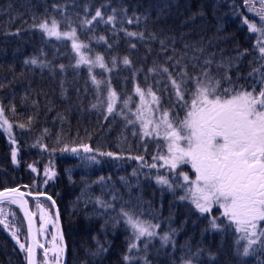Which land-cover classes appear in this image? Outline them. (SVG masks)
<instances>
[{"label": "trees", "instance_id": "obj_1", "mask_svg": "<svg viewBox=\"0 0 264 264\" xmlns=\"http://www.w3.org/2000/svg\"><path fill=\"white\" fill-rule=\"evenodd\" d=\"M252 2L256 8L260 7L259 0ZM97 9L101 10L103 20L97 18L91 25L85 24L84 21L91 20ZM108 16H114L112 23L104 22ZM246 17L249 21L259 20L256 13L248 10L244 0H0V105L12 124L16 140L13 145L0 128V186L18 172L20 187L27 188L30 184L27 190L47 191L59 204L56 194L80 186L83 165L91 161L88 156L95 155L96 161L91 162L110 173L108 170H113L121 160V154L117 152L120 151L135 157V162L141 166L137 170L140 180L134 186L146 190L154 187L160 194L169 193L174 199L187 202L188 199L182 200L178 195L182 192L185 196L189 187L180 173H186L194 180L195 171L190 164L169 170L154 159L165 152L166 142L155 135L144 136L136 116L135 106L140 96L135 89L139 86L147 92L151 88L159 98V108L162 111L170 109L180 119L186 112L177 103L176 89L171 81L175 79L179 83L184 72L191 77L207 68L213 76L226 74L233 81L241 75L242 80L237 83H256L258 92L264 82L259 81L257 73L253 77L248 74L257 68L264 72V61L258 59L259 50L255 48L257 35L249 32L243 23ZM53 20L57 21L60 30H75L77 39L87 45L82 47L83 54L91 61L97 55L102 56L106 67L94 66L98 63L91 66L89 63L78 64L80 59L68 40L49 36L38 27L42 22L51 26ZM127 32L143 34V37L128 36ZM140 42H146L147 49L142 50L144 46ZM172 49L175 53L180 52V56L167 64L165 54ZM126 53L131 62L129 65L123 63ZM33 58L37 64L30 62ZM26 60L29 63H25ZM205 61H211V64L206 65ZM153 68L155 72L149 71ZM163 68H168V73H164ZM101 71L113 74L110 83L103 84V78L99 85L93 83L92 75L99 78ZM192 86L189 82L188 87ZM222 87L230 85L225 82ZM245 90L252 89L246 87ZM110 91L116 93L112 113L107 112ZM125 101H128L127 106ZM77 102L86 106L87 111H80ZM88 116L108 119V135L94 134ZM20 124L25 127H19ZM72 132L77 134L71 139ZM57 133L68 139L56 137ZM49 137L54 139L55 151L45 147L44 142ZM84 144L93 151L84 153L81 147ZM65 146L69 151L62 152ZM13 147L17 149L16 163L12 160ZM73 147L78 149L76 155L71 152ZM97 150L112 152L114 156L97 155ZM30 164L37 172L31 171ZM153 164L157 167H150ZM45 169L55 172L47 184L44 183L47 179ZM155 174L167 178L172 187L154 180ZM131 196L127 199L131 200ZM107 197V193L99 195L94 198V204L99 210L111 213L109 207L97 202L107 204ZM59 206L63 212L65 203ZM138 213L135 212V216ZM66 214L64 211L63 218ZM218 216L217 212H192L185 223L173 216L167 218L150 212L140 217L151 225L157 224L158 237L169 236L167 242L161 239L162 246L157 252L177 257L184 237L204 236L213 218L218 223ZM227 230L235 234L232 228ZM126 241L123 236L104 229L96 245L100 251L121 249L123 256L121 246ZM199 247L204 246L200 244ZM253 250L256 249L253 247ZM66 256L67 264L76 261V255L71 256L69 250ZM234 259L235 264L245 261L238 256ZM121 262L143 264L123 258ZM103 264L112 263L105 261Z\"/></svg>", "mask_w": 264, "mask_h": 264}, {"label": "snow or ice", "instance_id": "obj_2", "mask_svg": "<svg viewBox=\"0 0 264 264\" xmlns=\"http://www.w3.org/2000/svg\"><path fill=\"white\" fill-rule=\"evenodd\" d=\"M244 2L248 10L256 13L259 17L258 21H249L246 17L243 23L247 25L249 32L257 35L255 48L259 50L258 59L264 61V0H259V8H256L252 0H244ZM97 18L103 20L100 9L96 10L91 20H86L84 23L91 25ZM113 21L114 16H108L107 21L104 22L112 23ZM38 27L47 35L60 38L61 33L57 31V21L53 20L51 26L47 22H42ZM63 35L71 37L74 41L76 39L75 30ZM126 35L143 37V34L133 32H127ZM99 39L103 40L104 37ZM72 46L77 51L81 47H87V45L75 42ZM241 55L243 54L241 53ZM30 62L38 63L35 58ZM96 62L101 68L106 67L102 56L97 55ZM179 62L178 60L177 64ZM25 63H29V61L26 60ZM77 63H90V61L81 56ZM123 63L129 65L131 62L128 57H124ZM113 64H115V60H113ZM205 64L210 65L211 61H205ZM89 71L91 72V68ZM149 71L155 72L156 69L153 68ZM162 71L168 73L169 70L163 68ZM254 73L258 74L259 81L264 82V72L257 68L253 69L248 76L253 77ZM169 78L171 79V74H169ZM171 82L176 89L177 103L182 110L187 109L183 119H180L170 109L161 112L159 98L151 88L147 92L139 86L135 89L141 100L136 116L141 121L144 136H151L154 132L158 140L167 142V156L154 157V159L163 160V166H167L169 170H178L180 166L191 165L195 171V179L190 180L186 173H180L185 183L189 185L186 195L180 199H190L200 213L209 212L214 205H218L223 210L222 216L229 221V227L234 225L235 232L239 234L236 243L239 244L241 240L247 241L242 254L249 255V250L254 244L264 243L261 240L264 237V228L260 227V224L264 222V86H260L257 92L258 85L256 83L241 85L226 74L219 77L213 76L207 68L191 77L184 72L179 83L175 79H172ZM189 82L192 83V88L188 87ZM225 82L230 87L223 88L222 85ZM93 83L99 85L100 82L93 77ZM246 87H250L252 90H245ZM146 95L151 96L150 102L145 99ZM115 98L116 93L110 91L108 113L114 111ZM127 103L128 101H125V106ZM149 103L157 105L155 111L161 112L159 119L153 117L147 120L144 118L145 109ZM12 110L15 111L14 108ZM128 122L133 123L131 120ZM150 125L151 127H149ZM19 127L23 128L25 125L20 124ZM0 128L11 133L12 126L5 117L2 106H0ZM11 143L15 145L16 140L11 138ZM81 147L84 153L93 151L87 144L81 145ZM61 151L66 152L69 149L65 146ZM71 152L77 153L78 149L73 147ZM100 155L111 157L114 156V153L101 152ZM16 157L17 149L13 147V163H16ZM87 159L96 161L95 155H90ZM136 159L142 160L143 158L137 157ZM28 167L31 171L37 172V169L31 164ZM150 167H157V165L153 164ZM44 175L47 177L44 183L47 184L48 180L55 176V172L45 169ZM157 182L172 187L165 177H157ZM24 195L19 188H5L0 191V204L10 203L19 206L24 212L28 223V234L31 237L35 213L28 210V201L24 199ZM28 195H32V193L29 192ZM45 195L44 192H37L35 199L39 200L41 196ZM47 199L52 201L53 206L55 205L51 196H47ZM97 202L101 203L103 207H110L102 201L98 200ZM36 207L40 210L41 220L38 232L44 233L46 224H52L55 228L59 221L58 214L53 221L41 204L37 203ZM8 215L9 213L0 207V217H4V219H0V226L7 230L11 223L10 234L19 244L20 249L27 252V264H37V249L43 250V264H52V261L54 264H61L64 252V248L61 246L62 234L53 235L48 247L41 244L39 240H33L27 245L20 243L18 236L20 229L15 227V214H11L13 216L11 222L7 220ZM120 215L133 229L137 239L141 236L155 235V232L151 231L155 225L140 220L131 211L122 208ZM210 223L213 229L220 228L216 218H213ZM161 239L167 242L169 236L166 234ZM135 247V244L129 245L130 249ZM49 252L53 254L51 257H49ZM124 259L128 260L129 257L125 256ZM185 264H191V261H186Z\"/></svg>", "mask_w": 264, "mask_h": 264}, {"label": "bare ground", "instance_id": "obj_3", "mask_svg": "<svg viewBox=\"0 0 264 264\" xmlns=\"http://www.w3.org/2000/svg\"><path fill=\"white\" fill-rule=\"evenodd\" d=\"M65 19H68L65 17ZM68 31L61 30V34ZM144 47L142 50L147 49L148 44L146 42H140ZM132 53V52H131ZM128 53H126V57ZM165 56L167 64L173 63L177 57L180 56V52H174L169 50ZM171 57V59H169ZM171 63V64H172ZM158 67H161L158 65ZM113 77L112 73L108 71H101L98 81L103 80V84L111 82ZM239 77V79H238ZM236 82L241 81V75H238L235 79ZM80 111H87V107L77 102ZM186 110L184 109V113ZM90 126L94 128L96 135L99 133L107 134L109 128V120L104 117L94 119L87 117ZM69 122V121H68ZM77 133L72 132L71 139L75 137ZM56 137L67 138L66 136ZM68 139V138H67ZM47 140V139H46ZM45 140V141H46ZM76 141L79 139L76 138ZM47 149H54L55 143L49 139L44 142ZM102 151L97 150V155H100ZM121 154V160L113 170H108L110 173H105L99 164L91 161H86L81 171V184L79 187L61 191L56 194L59 195V204L65 203L66 215L63 218L62 210L55 199L47 191L40 189L27 190L28 186L20 187V176L18 172H14L12 177L0 186V191L5 188H19L23 192L24 199L28 201V208H31L30 203H40L45 206H49V200L47 196H51L55 201L56 208L51 211L53 220L55 221L56 215L59 216V221L56 227L53 229V225L47 226L48 237L52 238L53 235L63 236L61 246L64 248L62 255H67L68 250L71 256L76 255V261L72 264H103L105 261H111L112 264H122L121 258L124 259L128 256L130 261H141L143 264H185L186 261H191V264H235L234 256H238L240 259L245 260L240 264H264V243L257 242L250 250L249 255H243V249L246 245V240H241L239 244L236 243L239 234L235 232V226L229 227V221L222 216V209L218 205H214L207 214L217 212L222 219V223H218L220 228L213 229L211 223L207 225L205 235H196L193 238L185 236L181 242V247L178 249L180 253L177 257H173L167 252H157L161 249L162 240L157 236V224L151 229L155 232V235L141 236L139 239L134 235L133 229L125 222V219L120 215L121 209L131 211L132 213L138 212L137 217L143 219L140 216H144L147 212L155 215H163L167 218L174 217L176 220L186 222L192 215V212H199L195 205L188 199L187 202L174 199L171 194H160L156 188L152 187L150 190H146L143 187L134 186L137 180H140V174L137 172L141 168L140 164L135 162V157L127 155L124 152L117 151ZM75 155L77 153H74ZM21 171V169H18ZM12 172V171H11ZM15 183V185H13ZM30 183L32 179L30 177ZM11 185V186H10ZM31 192L32 195H28ZM37 192L46 193L45 196H41L39 200L35 199ZM107 193V205H110L109 212L99 210V207L95 206L94 198L99 195ZM132 194V199L128 200L127 196ZM67 195V197H66ZM180 197L184 196L182 192L178 194ZM52 202V201H51ZM0 207L9 210V213L15 214V227L20 229L18 233L20 243H24L23 237L28 233V223L25 219L24 212L18 205L10 203L0 204ZM16 209V210H15ZM18 211V212H17ZM147 211V212H146ZM9 221V215L7 216ZM13 216H11V221ZM198 220V217H195ZM39 226L36 217H33V229ZM86 227V228H85ZM261 228H264V222L260 224ZM11 226L9 229H4L0 226V262L9 264H27V252L22 251L19 244L13 239L11 233ZM232 228L235 234H230L227 229ZM116 233L123 236L127 241L122 243L123 256H121L120 250H102L97 248L96 243L100 237L102 230ZM84 230L85 233H82ZM54 231V234H53ZM264 241L263 238H261ZM130 244H135V248H129ZM204 246L199 247V245ZM157 247V248H156ZM253 247L258 250H253ZM50 253V252H49ZM257 254L258 256H256ZM67 257V256H66ZM125 260V259H124ZM125 260V261H128ZM254 261H257L254 262ZM54 264V261H52ZM61 264H67L63 260Z\"/></svg>", "mask_w": 264, "mask_h": 264}, {"label": "rangeland", "instance_id": "obj_4", "mask_svg": "<svg viewBox=\"0 0 264 264\" xmlns=\"http://www.w3.org/2000/svg\"><path fill=\"white\" fill-rule=\"evenodd\" d=\"M75 43H77L76 42V40L74 41ZM145 99L147 100V101H151V96H145ZM141 104V100H139L138 101V106ZM155 109H156V105L154 104V103H149L147 106H146V109H145V119H147V120H150V119H152L153 117H155L156 119H159V117H160V113L159 112H157V111H155ZM9 121V120H8ZM140 121V120H139ZM141 122V121H140ZM9 123H10V121H9ZM11 124V123H10ZM12 126V125H11ZM149 127H151V125L149 126ZM142 128V127H141ZM3 129V128H2ZM3 131H4V129H3ZM143 131V130H142ZM4 133L8 136V138H13V129L11 128V133L9 134L8 132H5L4 131ZM153 134L154 135H156L154 132H153ZM152 134V135H153ZM166 156H167V151H166ZM40 204V203H39ZM42 205V207H43V209H45V211H46V213L48 214V215H50L51 216V218L53 219V217H52V213H51V210L49 209V207H47V206H45V205H43V204H41ZM1 206V205H0ZM32 209H33V212L37 215V220H38V223H39V226H38V229H39V227H40V223H41V220H40V210L37 208V207H33L32 206ZM4 210L7 212V213H9V210H7L6 208H4ZM12 213H9V222H11V215ZM47 218V217H46ZM0 219H4V217H0ZM142 221H145L144 219H141ZM54 221V220H53ZM48 225H52V224H46L45 225V231H44V233H40V237L43 239V241L44 240H46V238H47V240L46 241H48V242H50L51 241V239L52 238H49V237H47V235H48V233H47V226ZM10 226L12 227V225H11V223H10ZM53 229H54V227H53ZM53 234H54V231H53ZM16 241V240H15ZM45 241V242H46ZM25 242V241H24Z\"/></svg>", "mask_w": 264, "mask_h": 264}, {"label": "water", "instance_id": "obj_5", "mask_svg": "<svg viewBox=\"0 0 264 264\" xmlns=\"http://www.w3.org/2000/svg\"><path fill=\"white\" fill-rule=\"evenodd\" d=\"M28 207V206H27ZM56 208V207H55ZM28 210L30 211V208H28ZM31 212V211H30ZM29 235V234H28ZM29 239H30V242H31V240H32V242H33V240H36L35 239V237H34V232H32V236L31 237H29Z\"/></svg>", "mask_w": 264, "mask_h": 264}]
</instances>
